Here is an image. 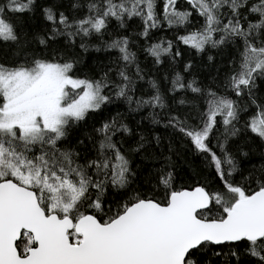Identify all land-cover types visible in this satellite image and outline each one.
I'll return each instance as SVG.
<instances>
[{
  "label": "snow or ice",
  "instance_id": "snow-or-ice-1",
  "mask_svg": "<svg viewBox=\"0 0 264 264\" xmlns=\"http://www.w3.org/2000/svg\"><path fill=\"white\" fill-rule=\"evenodd\" d=\"M183 2L189 7H179L180 0H70L72 9L86 12L70 17L54 6L44 7L49 30L35 37L45 49L59 37L69 44L79 37L86 49L85 38L102 39L113 20L123 28L127 20L139 18V35L145 38L166 25L184 29L186 34L176 39L198 52L237 47L238 59L223 84L231 95L185 82L179 73L170 89L204 98L197 123L169 114L167 126L206 154L220 184L177 188L173 172L161 167L154 185L163 193L160 199L130 187L135 173L114 139L117 133H131L121 121L113 118L96 129L97 155L83 163L78 152L60 146L75 124L100 112L113 97L130 108L134 104L131 110L166 107L154 81V95L133 96L136 80L129 69L135 67L136 78L143 76L129 39L102 40L105 50L119 53L122 63L109 69L116 71L119 83L108 72L100 79H81L74 62L28 56L23 50L8 13L31 12L37 0H0V42L17 45L22 57L14 64L0 63V264H245L242 257L247 264H264V180L255 189L237 183L236 159L223 144L219 155L210 146L221 126L225 142L237 136L242 119L243 130L264 141V97L259 95L264 85V0ZM172 47V41H162L145 51L160 63ZM153 122L159 120L154 116ZM145 146L141 137L131 151ZM109 189L121 197L114 209L106 207ZM211 255L223 259L214 261Z\"/></svg>",
  "mask_w": 264,
  "mask_h": 264
},
{
  "label": "trees",
  "instance_id": "trees-1",
  "mask_svg": "<svg viewBox=\"0 0 264 264\" xmlns=\"http://www.w3.org/2000/svg\"><path fill=\"white\" fill-rule=\"evenodd\" d=\"M85 2L86 0H81V3ZM49 6H54L56 10L63 11L70 17L73 15L79 17L86 12V8L72 9L70 0H37L31 12L8 13V18L16 26L23 50L28 56L35 55L44 59L55 57L61 62L72 61L75 64L73 71L81 79H100L105 72H108L109 77L115 83H119L116 71L109 72V69L117 67V63H122L119 62V53L115 50H105L102 40L110 42L114 38L126 36L130 42L131 51L136 54L143 76V79H138L135 77V67L129 69L136 80L133 96L147 99L154 95L156 89L151 83L154 81L166 105L163 109L143 107L131 110L136 107L134 104L130 108L124 99L113 97L112 102L105 105L100 112L89 113L85 120L75 124L60 146L63 149L78 152L80 163H83L86 158H95L97 152L94 145L99 139L96 129L115 118L131 129L130 134L117 133L114 139L119 142L122 151L131 161V168L135 173L131 178L132 189L141 194L162 199V191L154 188L155 177L161 167H167L173 172L177 188L190 190L201 185L218 186L219 178L204 159L206 154L197 153L190 140L174 128L167 126L169 114L187 118L190 123H197L198 113L205 108L204 98L191 91L173 93L170 89L172 80L179 73L185 82L195 81L202 89H212L220 94L231 95L225 92L223 84L234 67V61L238 59L237 47L231 44L217 48L206 47L204 52H198L176 39L177 35L186 34L184 29L169 28L166 25L152 30L149 37L145 38L139 35L143 31L142 21L139 18H133L127 20L123 28L113 20L102 39L95 36L85 38L86 49L80 47L79 37L75 44H69L64 37H59L55 41H50V46L45 49L38 44L35 37L49 30V25L43 17V8ZM178 6L182 9L189 7L183 0H180ZM195 20L199 21V18ZM201 22H196L195 27L198 28ZM162 41H172L173 47L171 52L162 55L161 62L157 63L145 49ZM98 48L100 50H97ZM177 52L179 55H176ZM209 57L212 58L209 59ZM21 59L17 45L0 42V63L14 64ZM187 65L191 67L185 71ZM106 91L111 94L114 89ZM259 95L264 97V85L261 86ZM181 100L185 103L181 104ZM246 115L242 113V116ZM154 116L159 123L153 122ZM243 126L242 119L238 125L242 131L226 142L222 136L221 126L215 132V136L210 138V146L219 155L221 154L220 145L223 144L225 150L236 159L239 166V172L234 176V180L246 188L251 186L255 189L258 181L264 180V141L244 131ZM141 137H144L146 141L145 148L140 152L131 151L140 142ZM168 157L171 158L170 162ZM120 199L119 195L109 189L105 196L106 207L114 209L116 202ZM124 200H127L126 196ZM211 259L216 261L222 260L223 257L211 255ZM242 260H245L247 264L245 258L242 257Z\"/></svg>",
  "mask_w": 264,
  "mask_h": 264
},
{
  "label": "water",
  "instance_id": "water-1",
  "mask_svg": "<svg viewBox=\"0 0 264 264\" xmlns=\"http://www.w3.org/2000/svg\"><path fill=\"white\" fill-rule=\"evenodd\" d=\"M191 190V189H190Z\"/></svg>",
  "mask_w": 264,
  "mask_h": 264
}]
</instances>
